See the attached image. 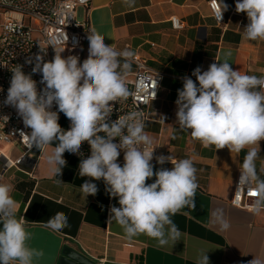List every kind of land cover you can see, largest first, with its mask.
Returning <instances> with one entry per match:
<instances>
[{
  "label": "clouds",
  "instance_id": "obj_1",
  "mask_svg": "<svg viewBox=\"0 0 264 264\" xmlns=\"http://www.w3.org/2000/svg\"><path fill=\"white\" fill-rule=\"evenodd\" d=\"M123 2L132 7L135 0ZM228 7L223 0L214 5L218 22ZM235 11L246 13L249 21L243 28V39L264 40V0H237ZM88 40V57L82 63L78 56L64 58L56 52L47 62L37 55L31 74H25L23 66L18 65L12 71L4 104L14 107L24 126L31 129L28 134L20 133L29 149L35 146L41 150L56 142L47 156L54 175L61 174L66 151L80 154L82 143L88 142L91 155L80 161L78 174L89 179L80 186L81 192L86 197L95 196L98 187L93 181H104L106 192L118 197L119 203V207H110L108 221L118 223L127 239L143 234L156 240L157 247L170 242L174 245L182 233L171 217L186 206L194 207L192 198L198 184L193 159L161 155L156 157L157 163L171 162L173 167L154 172L153 140L144 131L141 114L133 111L109 122L112 102L131 95L126 80L135 53L127 48L115 50L98 33L88 35ZM35 73L42 74L40 83L45 85L39 92L32 79ZM192 76L198 85L185 76L183 88L177 90L176 122L205 148L227 147L237 154L248 149L240 166L238 190L246 188L255 197L251 210L259 215L264 211V179L257 171L256 160L260 157V141L264 140V74L233 70L225 59L210 64L206 71L196 67ZM54 103L58 111L51 110ZM58 112L70 120L69 130L61 128ZM116 138L118 143L113 142ZM121 150L123 166L117 163ZM153 176L155 181L147 184ZM12 191L11 184L0 183V264H37L44 252L29 247L31 233L26 230L24 217L17 216ZM218 219L224 230L230 227L219 210ZM47 227L59 232L69 227L68 218L57 212L47 221ZM197 264H209L207 253L198 258ZM248 264H264V257L254 256Z\"/></svg>",
  "mask_w": 264,
  "mask_h": 264
},
{
  "label": "crops",
  "instance_id": "obj_2",
  "mask_svg": "<svg viewBox=\"0 0 264 264\" xmlns=\"http://www.w3.org/2000/svg\"><path fill=\"white\" fill-rule=\"evenodd\" d=\"M211 1L135 0L132 7H127L123 0H91V33L100 34L117 51L132 50L164 75L159 99L150 108L144 131L152 138L158 156L192 158L197 169L194 207L186 206L171 217L182 233L180 240L161 248L147 235L127 239L118 223L108 221L110 207H119V203L118 197L106 192L104 181H93L98 187L95 196L86 197L81 192L80 186L89 178L79 176L81 160L77 154L66 151L61 174L52 173L47 156L56 146L53 142L30 153L32 163L25 162L5 173L0 165V183L13 186L17 216L24 217L26 230L31 233L29 247L44 252L37 264H60L65 248L97 264H197L204 253L209 264H248L254 256L264 257V211L257 215L251 209L231 205L248 149L237 154L227 147L205 148L176 122L177 90L183 88L185 76L198 85L192 76L196 67L206 71L210 64L227 59L233 70L264 74V40L243 39V28L249 21L246 13L235 11L237 0H223L229 6L223 13V25L213 17ZM79 15L82 18L83 12ZM174 18L181 29L173 27ZM88 48L89 41L82 47L80 63L88 57ZM228 52L230 56H226ZM134 71L131 60L129 76ZM69 122L62 113L61 128L67 131ZM16 149L20 151L14 153ZM3 151L13 161L24 155L18 143L4 146ZM259 156L257 171L264 179V172H260L264 168V140L260 141ZM152 164L154 172L173 167L171 162ZM154 181L155 176L146 183ZM218 210L230 223L227 230L220 226ZM57 212H63L69 224L59 232L47 227V221Z\"/></svg>",
  "mask_w": 264,
  "mask_h": 264
},
{
  "label": "built area",
  "instance_id": "obj_3",
  "mask_svg": "<svg viewBox=\"0 0 264 264\" xmlns=\"http://www.w3.org/2000/svg\"><path fill=\"white\" fill-rule=\"evenodd\" d=\"M216 4H218L217 0L209 2L214 18ZM80 11L83 12L82 18L79 15ZM90 12L91 0H0V165L4 173L18 169L25 162L32 163L29 154L37 149L35 146L29 149L26 140L20 135L21 131L28 134L31 129L24 126L22 118L14 107L4 104L12 71L18 65H22V71L31 74L37 55L43 56L45 62L53 60L56 52H61L64 58L74 55L81 60L82 47L89 41L88 35L92 34L89 24ZM215 20L220 25L226 22L224 14L220 22L216 18ZM172 24L176 30L182 28L175 18ZM29 60L32 63H28ZM132 62L135 71L126 80L131 95L119 102H112L113 111L108 119L109 122L115 121L119 116L137 111L146 125L150 120V108L159 99L164 75L150 68L147 61L138 55L132 58ZM32 79L37 82L38 92L45 87L40 83L41 73L32 74ZM51 110L58 111V106L54 103ZM61 114L62 112H58V123ZM70 123L67 130L70 128ZM113 142L118 143V138ZM13 143L20 144L24 149V155L16 161L2 150L3 146ZM151 147L154 148L151 163H157V148L153 145ZM90 155V145L85 141L77 156L82 160ZM123 157L124 152L121 150L117 160L121 166L124 164ZM240 175L241 172L235 182L231 205L241 209H251L255 197L250 195L246 188L238 190Z\"/></svg>",
  "mask_w": 264,
  "mask_h": 264
},
{
  "label": "water",
  "instance_id": "obj_4",
  "mask_svg": "<svg viewBox=\"0 0 264 264\" xmlns=\"http://www.w3.org/2000/svg\"><path fill=\"white\" fill-rule=\"evenodd\" d=\"M60 264H97L71 248H65Z\"/></svg>",
  "mask_w": 264,
  "mask_h": 264
},
{
  "label": "rangeland",
  "instance_id": "obj_5",
  "mask_svg": "<svg viewBox=\"0 0 264 264\" xmlns=\"http://www.w3.org/2000/svg\"><path fill=\"white\" fill-rule=\"evenodd\" d=\"M4 147V146H3ZM3 147H2V150H3ZM20 150L18 149H16V150H14V153H17V152H19Z\"/></svg>",
  "mask_w": 264,
  "mask_h": 264
}]
</instances>
